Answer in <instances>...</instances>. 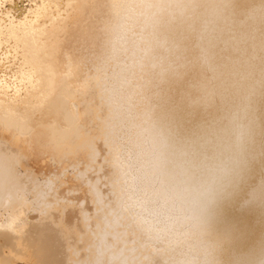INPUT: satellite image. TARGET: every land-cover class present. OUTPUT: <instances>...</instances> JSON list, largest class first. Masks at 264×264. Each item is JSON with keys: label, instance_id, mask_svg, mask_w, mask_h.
Segmentation results:
<instances>
[{"label": "bare ground", "instance_id": "bare-ground-1", "mask_svg": "<svg viewBox=\"0 0 264 264\" xmlns=\"http://www.w3.org/2000/svg\"><path fill=\"white\" fill-rule=\"evenodd\" d=\"M17 263L264 264V0H0Z\"/></svg>", "mask_w": 264, "mask_h": 264}, {"label": "clouds", "instance_id": "clouds-1", "mask_svg": "<svg viewBox=\"0 0 264 264\" xmlns=\"http://www.w3.org/2000/svg\"><path fill=\"white\" fill-rule=\"evenodd\" d=\"M231 160L228 156L209 165L202 174L187 186V195L193 202H199L210 196L213 186L227 171Z\"/></svg>", "mask_w": 264, "mask_h": 264}, {"label": "rangeland", "instance_id": "rangeland-1", "mask_svg": "<svg viewBox=\"0 0 264 264\" xmlns=\"http://www.w3.org/2000/svg\"><path fill=\"white\" fill-rule=\"evenodd\" d=\"M28 2H25L24 5H27ZM2 242V241H1ZM2 246H4V242L1 243ZM17 264H21V263H17Z\"/></svg>", "mask_w": 264, "mask_h": 264}]
</instances>
